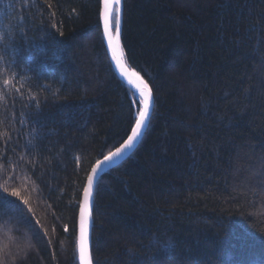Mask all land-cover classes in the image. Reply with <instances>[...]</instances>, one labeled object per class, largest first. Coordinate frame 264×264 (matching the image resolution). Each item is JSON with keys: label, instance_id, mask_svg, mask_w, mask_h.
<instances>
[{"label": "trees", "instance_id": "1", "mask_svg": "<svg viewBox=\"0 0 264 264\" xmlns=\"http://www.w3.org/2000/svg\"><path fill=\"white\" fill-rule=\"evenodd\" d=\"M122 4L121 57L154 105L97 180L91 264H264V0ZM101 8L0 0V189L21 195L0 191L3 264H79L87 177L131 134Z\"/></svg>", "mask_w": 264, "mask_h": 264}, {"label": "snow or ice", "instance_id": "2", "mask_svg": "<svg viewBox=\"0 0 264 264\" xmlns=\"http://www.w3.org/2000/svg\"><path fill=\"white\" fill-rule=\"evenodd\" d=\"M121 0H102V11L100 17L103 25V36L107 41L108 48L111 50L112 58L116 61L117 66L121 68L122 74L127 76L128 82L132 84L137 93L138 100L137 112L134 119V126L131 127V134L127 136L126 141L117 147L115 151L110 152L107 156H104L102 161H97L95 167L92 168L91 174L87 177V185L83 191V201L79 206V224H78V237H77V250L79 264H91V260L88 253L89 248V218H90V198L93 195L95 176L100 167L105 163L112 162L116 158L123 155L126 150L131 149L137 139L140 137L142 129L150 118L151 106L153 103L152 90L148 83L137 73H128L124 71L123 65L120 63L121 57L117 55V51L120 48L121 39ZM62 35V33H61ZM3 35H0V40H3ZM3 83L7 86L10 84L8 79H5ZM15 177H7L4 181L5 185L8 180L14 181ZM3 193H7L8 196L21 199L20 192L16 189H10L9 187H2L0 189ZM27 204V200L22 201ZM67 231V227H65ZM0 264H3L0 261Z\"/></svg>", "mask_w": 264, "mask_h": 264}, {"label": "water", "instance_id": "3", "mask_svg": "<svg viewBox=\"0 0 264 264\" xmlns=\"http://www.w3.org/2000/svg\"><path fill=\"white\" fill-rule=\"evenodd\" d=\"M102 2V0H101ZM121 16L123 18V4H122V0H121ZM101 11H102V8H101ZM101 25H102V19H101ZM121 25H122V22H121ZM102 30H103V25H102ZM105 40V44H106V48H107V52H108V55L110 57V61H111V64L113 66V69L116 73V75L126 84L128 85L132 90H134L136 93V89L135 87L130 84L128 82V78L127 76L123 75L122 74V71H121V68L117 66V63L116 61L112 58V53H111V50L108 48V44H107V41L106 39L104 38ZM117 55H119L121 57V53H120V48L118 49L117 51ZM120 63L123 65V69L124 71L128 72V73H131L130 70L127 68L126 64L123 62V59L121 57V61ZM138 94V93H137ZM153 105H154V102L152 103V106H151V112H150V117H151V114H152V111H153ZM150 119V118H149ZM149 121V120H148ZM148 121L147 123L145 124V127L142 129V132H141V135L140 137L137 139V141L135 142L134 146L131 148V149H128L126 150V152L121 155L120 157L116 158L115 160H113L112 162H109V163H105L103 164L102 167H100L96 173V176H95V181H94V189H93V193H94V190H95V186H96V183H97V180L98 178L100 177L101 174L113 169V168H116L117 166H119L122 162H124L128 157H130L134 151L136 150V148L138 147V145L140 144L142 138H143V134H144V131H145V128L148 124ZM91 174V173H90ZM87 185V183H86ZM86 187V186H85ZM92 198H93V195L92 197L90 198V218H89V248H88V253H89V257H90V252H91V234H92ZM82 201H83V197H82ZM82 203V202H81ZM79 224V222H78ZM90 260H91V257H90Z\"/></svg>", "mask_w": 264, "mask_h": 264}, {"label": "clouds", "instance_id": "4", "mask_svg": "<svg viewBox=\"0 0 264 264\" xmlns=\"http://www.w3.org/2000/svg\"><path fill=\"white\" fill-rule=\"evenodd\" d=\"M158 243L160 247L165 251H169L175 247V241L172 238H167L165 240L158 241Z\"/></svg>", "mask_w": 264, "mask_h": 264}]
</instances>
